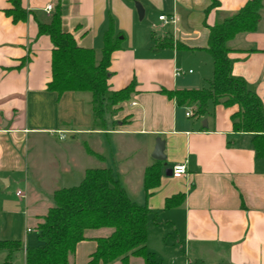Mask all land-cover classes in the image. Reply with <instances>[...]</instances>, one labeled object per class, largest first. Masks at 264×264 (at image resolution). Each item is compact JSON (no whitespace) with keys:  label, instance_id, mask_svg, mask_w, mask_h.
I'll list each match as a JSON object with an SVG mask.
<instances>
[{"label":"crops","instance_id":"1","mask_svg":"<svg viewBox=\"0 0 264 264\" xmlns=\"http://www.w3.org/2000/svg\"><path fill=\"white\" fill-rule=\"evenodd\" d=\"M217 1L211 8L210 0H20L29 14L13 23L4 14L8 0H0V240L21 242L22 264L25 249L39 244L36 226L53 206V193L78 186L89 169H110L132 202H146L157 215L150 217L146 243L154 264H264V158L255 156L252 135L233 132L237 108L210 107L197 119L159 93L206 87L209 28L249 0ZM57 6L63 31L80 47L99 51L110 19L124 36L111 55L107 83L117 91L134 80L135 93L105 114L104 128L93 126L89 94L46 90L52 45L38 35L36 20L48 23ZM164 37L173 47L151 50L153 39ZM230 48L232 74L264 110V3L257 30L236 36ZM156 139L164 142L165 161L160 185L145 201L143 176L154 162ZM177 165L185 166L180 178L168 173ZM178 194L184 203L165 210V199ZM111 232L86 231L67 264H87L96 239ZM5 256L0 252V264ZM127 264L145 263L128 256Z\"/></svg>","mask_w":264,"mask_h":264},{"label":"trees","instance_id":"2","mask_svg":"<svg viewBox=\"0 0 264 264\" xmlns=\"http://www.w3.org/2000/svg\"><path fill=\"white\" fill-rule=\"evenodd\" d=\"M209 7L219 5L210 0ZM4 10L13 23L26 21L29 12L20 0H8ZM264 0H249L239 11L209 28L204 49L212 61V76L201 89L165 90L159 93L173 100L178 107L192 109L193 118H204L209 108L218 105L236 107L230 116L234 133L252 135L251 144L257 158H264V110L259 97L244 79L232 74L230 43L241 34L255 32L260 21ZM39 36H47L52 45L51 79L46 90L61 95L65 92L87 93L90 96L93 126L105 127V114L112 107L127 102L135 93V81L117 91L108 87L111 55L121 49L124 36L115 32L110 19L102 36V48L95 51L80 47L74 36L63 31L61 10L57 6L48 23L36 20ZM173 47L171 37L153 39L151 50ZM178 50L185 45L176 43ZM163 163L154 161L145 169L143 192L145 201L159 187ZM184 194L164 201L169 210L184 203ZM53 206L40 217L36 226L39 244L25 249V264H67L78 243L85 240L88 230L111 229L109 236L96 239V249L87 264H110L120 259L127 264L128 256L154 264V256L147 251V231L153 213L147 203L132 202L110 169H89L78 186L62 188L53 193ZM23 250L21 242L0 240V252L6 254L1 264H12L13 255Z\"/></svg>","mask_w":264,"mask_h":264},{"label":"water","instance_id":"3","mask_svg":"<svg viewBox=\"0 0 264 264\" xmlns=\"http://www.w3.org/2000/svg\"><path fill=\"white\" fill-rule=\"evenodd\" d=\"M135 7H136L138 18L142 19L143 14H144L143 9L138 4H136ZM203 125H205V121L203 122ZM151 158L157 162H164L165 161L164 142L161 141L160 139H156V141H155V146H154V150L151 154ZM168 173L171 174V171L168 170Z\"/></svg>","mask_w":264,"mask_h":264},{"label":"built area","instance_id":"4","mask_svg":"<svg viewBox=\"0 0 264 264\" xmlns=\"http://www.w3.org/2000/svg\"><path fill=\"white\" fill-rule=\"evenodd\" d=\"M44 11L46 13H50L52 11V6L51 5L46 6ZM159 20L163 21L164 23H167V20H166V18L164 16L159 17ZM174 75L175 76L180 75V71L175 70L174 71ZM186 116H191V113H186ZM61 138L63 139L64 135H62ZM184 174H185V166L184 165H177L171 171V175L174 178H180ZM20 194H21L20 192H17V196H19ZM27 231L29 232L30 230H27Z\"/></svg>","mask_w":264,"mask_h":264},{"label":"rangeland","instance_id":"5","mask_svg":"<svg viewBox=\"0 0 264 264\" xmlns=\"http://www.w3.org/2000/svg\"><path fill=\"white\" fill-rule=\"evenodd\" d=\"M186 110L189 111L188 109H186ZM189 112H190V111H189ZM164 225H165V224H161L160 227H166V226H164ZM148 227H152V226H151V219H149ZM158 227H159V226H158ZM30 237H31V238H32V237L35 238L34 235H32V236H30ZM21 258H22V255H21V252H20V253H18V254L16 255L15 260H14V264H22Z\"/></svg>","mask_w":264,"mask_h":264}]
</instances>
